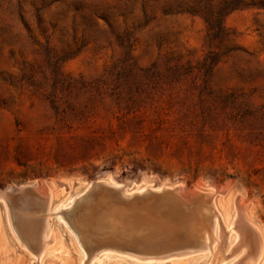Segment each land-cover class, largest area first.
I'll return each mask as SVG.
<instances>
[{
    "label": "rangeland",
    "instance_id": "374dc122",
    "mask_svg": "<svg viewBox=\"0 0 264 264\" xmlns=\"http://www.w3.org/2000/svg\"><path fill=\"white\" fill-rule=\"evenodd\" d=\"M240 215L264 264V0H0V264H235Z\"/></svg>",
    "mask_w": 264,
    "mask_h": 264
},
{
    "label": "bare ground",
    "instance_id": "6f19581e",
    "mask_svg": "<svg viewBox=\"0 0 264 264\" xmlns=\"http://www.w3.org/2000/svg\"><path fill=\"white\" fill-rule=\"evenodd\" d=\"M115 185V184H114ZM118 185V184H116ZM108 186V185H107ZM113 187V186H111ZM115 188V187H114ZM120 188V187H119ZM24 190V189H23ZM48 190V189H47ZM195 190V189H194ZM42 193V192H41ZM46 193V192H45ZM50 193V192H48ZM177 193V192H176ZM6 194V193H5ZM44 194V193H42ZM125 195V194H124ZM209 198V197H208ZM50 199V198H49ZM166 199V198H165ZM192 200V199H191ZM113 203V202H112ZM158 208V207H157ZM172 209V208H171ZM203 213H205L206 216H212L215 218L216 222H220V216H218L215 212L211 213L210 211H206V210H202ZM201 212V213H202ZM49 214V213H48ZM174 215V214H173ZM125 216V215H124ZM175 216V215H174ZM108 217V216H107ZM130 217V216H129ZM132 217V216H131ZM120 218V217H119ZM123 218V217H122ZM247 218V217H246ZM244 218V216L240 215V224L239 227L236 228V232L238 234V238H237V243L235 246V250H234V254L238 253V252H242V257L238 259V261L235 264H240L239 262H241L242 260L246 259L247 255L248 257L251 256V259H247V261H245L246 264H256L258 262V258L260 257L261 254V239L260 236L257 232V230L255 229V227H253L250 222L248 221V219ZM180 219V218H179ZM212 219V218H211ZM132 220V218H131ZM185 221V220H184ZM128 223V222H127ZM162 224V223H161ZM184 223H182V225L180 224V227L183 226ZM193 224V223H192ZM205 225V224H201ZM163 227V226H162ZM142 228V227H141ZM183 228V227H182ZM203 228V226H202ZM205 228V227H204ZM154 229V228H153ZM181 229V228H180ZM27 230V229H26ZM183 230V229H181ZM230 230V229H229ZM229 230H227L224 226H220V236L219 238H221V241H219L218 243V248L217 250H213L211 253L212 258V264H223L225 263L226 259L228 257H225L223 254V250L225 248H227L228 246V236H229ZM233 230V229H232ZM142 231V230H141ZM196 231V230H195ZM198 231V230H197ZM192 232V231H191ZM97 233V232H96ZM159 233V232H158ZM171 233V232H170ZM38 234V233H37ZM204 234V236L206 235L205 233H202V235ZM142 235V234H141ZM161 235V234H160ZM193 236L198 240V243L195 244V247L197 249H204V247H208L211 248V242H203V239L200 238V236L197 233H194ZM206 237V236H205ZM212 237V236H211ZM150 238V237H149ZM54 239V238H53ZM195 240V239H194ZM208 240V239H207ZM214 241V240H213ZM160 242V241H159ZM158 242V243H159ZM41 244V243H40ZM192 246V245H190ZM38 247V246H37ZM213 247V246H212ZM42 248V247H41ZM145 248V247H144ZM165 248V247H164ZM167 248V247H166ZM182 248V247H180ZM193 247H191L190 249H192ZM194 248V249H196ZM187 249V248H186ZM208 249L206 251H208ZM177 250H182V249H177ZM184 250V249H183ZM212 250V249H211ZM194 251V250H191ZM202 251V250H201ZM232 251V250H231ZM42 252V251H41ZM45 252V251H44ZM120 253V252H119ZM230 254V253H229ZM45 255V253H44ZM183 255V254H182ZM154 257V256H153ZM145 258V257H144ZM150 258V257H149ZM257 260V262H256Z\"/></svg>",
    "mask_w": 264,
    "mask_h": 264
}]
</instances>
